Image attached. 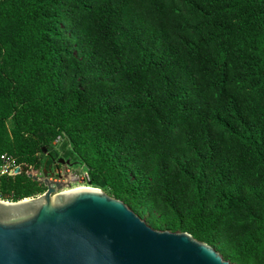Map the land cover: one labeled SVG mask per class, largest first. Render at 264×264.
I'll list each match as a JSON object with an SVG mask.
<instances>
[{"label":"trees","instance_id":"obj_1","mask_svg":"<svg viewBox=\"0 0 264 264\" xmlns=\"http://www.w3.org/2000/svg\"><path fill=\"white\" fill-rule=\"evenodd\" d=\"M61 137L153 230L264 264V0H0V194Z\"/></svg>","mask_w":264,"mask_h":264},{"label":"water","instance_id":"obj_2","mask_svg":"<svg viewBox=\"0 0 264 264\" xmlns=\"http://www.w3.org/2000/svg\"><path fill=\"white\" fill-rule=\"evenodd\" d=\"M28 176L44 192L0 200V264H232L188 233L153 230L100 188L70 189L79 177L68 167L57 181Z\"/></svg>","mask_w":264,"mask_h":264},{"label":"built area","instance_id":"obj_3","mask_svg":"<svg viewBox=\"0 0 264 264\" xmlns=\"http://www.w3.org/2000/svg\"><path fill=\"white\" fill-rule=\"evenodd\" d=\"M59 140L60 138H57L55 144H57ZM15 166H16V160L11 155H8L7 153L0 155V178L15 174L13 171ZM79 187H93L91 185L90 178L87 173L79 177V182L71 183L70 189L79 188ZM0 200L14 201L12 200V194L3 195V196L0 194Z\"/></svg>","mask_w":264,"mask_h":264},{"label":"rangeland","instance_id":"obj_4","mask_svg":"<svg viewBox=\"0 0 264 264\" xmlns=\"http://www.w3.org/2000/svg\"><path fill=\"white\" fill-rule=\"evenodd\" d=\"M56 141V140H55ZM55 141L49 146V150H54L57 152V157L56 158H63V159H69L71 162H74L73 165L74 167L72 168V171L75 172L79 177L83 176L86 172V168L84 165H82L78 158L75 156L74 153L71 152V148L69 146V143L64 137H61L59 142L55 144ZM71 153V154H70ZM44 166V163H43ZM44 171V167L42 168V171L40 172V175H42ZM48 173V171L46 170ZM147 217V214H144L141 219L144 221V219Z\"/></svg>","mask_w":264,"mask_h":264},{"label":"flooded vegetation","instance_id":"obj_5","mask_svg":"<svg viewBox=\"0 0 264 264\" xmlns=\"http://www.w3.org/2000/svg\"><path fill=\"white\" fill-rule=\"evenodd\" d=\"M63 160L64 162H61V158L48 157L46 162L44 163V170L48 171L47 174L53 181H57L60 179V177L66 170V167H68V171L74 167V162H71L69 159ZM66 161H68L69 163L67 164Z\"/></svg>","mask_w":264,"mask_h":264},{"label":"bare ground","instance_id":"obj_6","mask_svg":"<svg viewBox=\"0 0 264 264\" xmlns=\"http://www.w3.org/2000/svg\"><path fill=\"white\" fill-rule=\"evenodd\" d=\"M79 188H81V187H79ZM76 189V188H75Z\"/></svg>","mask_w":264,"mask_h":264}]
</instances>
